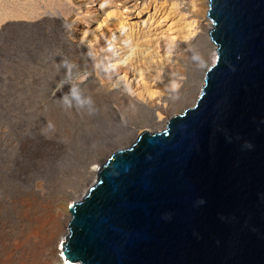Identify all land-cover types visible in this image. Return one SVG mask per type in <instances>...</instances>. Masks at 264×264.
I'll return each instance as SVG.
<instances>
[{"label":"rangeland","instance_id":"obj_1","mask_svg":"<svg viewBox=\"0 0 264 264\" xmlns=\"http://www.w3.org/2000/svg\"><path fill=\"white\" fill-rule=\"evenodd\" d=\"M195 5L0 0V264L23 259L46 197L73 193L60 201L72 220L71 208L114 152L194 104L216 56L203 31L211 20L193 16ZM72 86L91 98L92 111L63 105ZM87 171L97 176L78 197ZM69 233L41 264H64Z\"/></svg>","mask_w":264,"mask_h":264},{"label":"water","instance_id":"obj_2","mask_svg":"<svg viewBox=\"0 0 264 264\" xmlns=\"http://www.w3.org/2000/svg\"><path fill=\"white\" fill-rule=\"evenodd\" d=\"M194 104L114 152L71 208L76 264H264V0H208Z\"/></svg>","mask_w":264,"mask_h":264},{"label":"bare ground","instance_id":"obj_3","mask_svg":"<svg viewBox=\"0 0 264 264\" xmlns=\"http://www.w3.org/2000/svg\"><path fill=\"white\" fill-rule=\"evenodd\" d=\"M204 2H205V0H196V5H195L196 8H194V10L192 11L193 16L199 18V17H203V14L206 15L208 8H209V5L204 4ZM200 23L201 22L198 21L196 24L200 25ZM205 25H207V24H205ZM203 31H204L205 35H206V33L210 32L206 26L204 27ZM204 74H205V72H204ZM118 150H123V149H118ZM97 165H98V163H97ZM95 172H96V170H95ZM85 174L89 175V177L85 181V183L83 184L81 190L76 192V193H78V194H76V195H78V197H81L82 194H84L86 188L89 187L90 184H92V182H94V179H95L94 176L95 175L97 176V173L94 175V171H87ZM82 181H83V179H82ZM71 195L74 196L73 193H71L67 196L64 195L63 197H57V198L55 195L48 196L40 204V212H39L40 215L37 217V219L35 221L36 222L35 225L32 227L30 232H27V233L25 232L26 234H25L24 239L27 240V242L29 244L27 246V249L22 252L24 254L22 256L20 255L21 257H23V259L15 260L16 264H21V263H23V264H41L42 259L44 257L43 254L47 252V249L51 250V248L54 246L55 242L60 243L63 241V238L67 235L68 228H69L70 223H71V218H67V215L62 212L63 210H60V208H63V205L60 203V201L61 200L67 201V199H69L70 197H71V201H72L73 199H72ZM40 201H42V200H40ZM40 201H37V202L39 203ZM66 201H64V202H66ZM25 206H26V204H25ZM29 209H30V207H29ZM68 209H70V208L68 207L67 210ZM26 210H27V208H26ZM27 211H29V210H27ZM29 216H30V213H29ZM30 217H32V216H30ZM22 230H24V228ZM23 233H24V231H23ZM69 234H68V236H69ZM21 235H22V233H21ZM21 239H23V237ZM63 243H65V242H63ZM61 258L64 261V264H76L73 261L66 259V257L64 255ZM11 262H14V261H11ZM11 262H10V264H14Z\"/></svg>","mask_w":264,"mask_h":264},{"label":"clouds","instance_id":"obj_4","mask_svg":"<svg viewBox=\"0 0 264 264\" xmlns=\"http://www.w3.org/2000/svg\"><path fill=\"white\" fill-rule=\"evenodd\" d=\"M65 67L66 69H68V74H70V65H68L67 62H65ZM63 85H64L63 83L59 84L58 90H60ZM61 100L63 102V105L68 108H72L73 106H75L76 108H87L89 111L93 110L92 109L93 101L91 100V98L82 95L79 88L75 86H72L70 88V91L67 94H64ZM48 127L49 128L53 127L51 122L48 123ZM63 255L61 254V257H63Z\"/></svg>","mask_w":264,"mask_h":264}]
</instances>
